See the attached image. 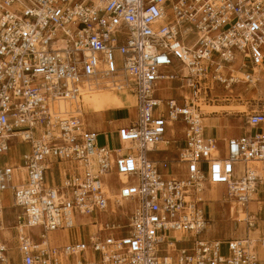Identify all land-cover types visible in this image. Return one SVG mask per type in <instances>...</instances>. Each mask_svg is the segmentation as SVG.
Returning a JSON list of instances; mask_svg holds the SVG:
<instances>
[{
  "label": "built area",
  "instance_id": "2783aa9c",
  "mask_svg": "<svg viewBox=\"0 0 264 264\" xmlns=\"http://www.w3.org/2000/svg\"><path fill=\"white\" fill-rule=\"evenodd\" d=\"M255 75L264 0H0V154L26 146L21 170L0 168V226L2 194L18 211L17 263L0 237V264H260L251 217L243 238L206 236L204 195L221 187L229 218L232 203H264V106L222 146L205 136L216 113L201 110L213 85ZM173 83L177 98L164 97ZM104 89L135 100L114 133L121 148L97 146L86 126L83 97ZM160 145L177 147L166 173L151 156ZM81 227L68 244L49 240Z\"/></svg>",
  "mask_w": 264,
  "mask_h": 264
},
{
  "label": "rangeland",
  "instance_id": "374dc122",
  "mask_svg": "<svg viewBox=\"0 0 264 264\" xmlns=\"http://www.w3.org/2000/svg\"><path fill=\"white\" fill-rule=\"evenodd\" d=\"M238 78H242L241 75H237ZM128 98H125V106L130 111L129 112H121L118 113L116 116L119 118H131L133 116V107H134V101L130 100ZM207 104L205 105L207 107H213V108H219L228 110L226 112L220 111L219 114H214L207 116L208 120L210 122H206L210 126H207V131H209V128H213L212 122H214V125L216 127L215 131L217 130L223 133L222 139L226 137V135H237L240 132L246 131L245 126V118L244 114L247 113L249 110H256L261 106H264V77H261V80H258L254 77L251 84L249 83H239V84H233L232 82H228L224 85H213V89L210 91V93H207ZM201 110L203 112L204 104L201 105ZM205 114V113H204ZM100 115L97 117H86V126H89V128H95L97 126V123H100L103 120L107 119V115ZM212 120V121H211ZM105 121H103L104 123ZM95 126V127H94ZM220 132V133H221ZM109 145L111 148H121L120 145H118L115 138L111 136L105 137L104 135H100L97 138V146L102 147ZM13 147H16L15 145ZM125 147V146H124ZM25 148H18V150H14V154L17 153V151H24ZM176 148H169L167 152V158L168 161H171L172 159L176 158ZM175 152V153H174ZM11 157V154L9 155ZM3 157L0 155V164H3L5 161L9 160L10 157ZM13 156V154H12ZM162 171L165 172V168L162 167ZM109 186L115 187L116 181L113 178L108 179ZM220 188V189H219ZM212 186L209 190L205 191V199L208 201H212L208 206L210 208L209 214H210V225L207 227V231L210 237L216 238L217 240H224L229 238H241L244 236V213H246V210L244 208H238L235 205L231 204V217H228L227 212V206H223L221 202H216L220 198V190L221 187ZM214 189V190H213ZM216 190V191H215ZM5 196V205L6 208H10V199L7 194ZM259 200H262L260 197ZM248 206V205H247ZM259 205H256L255 212L249 211L248 212V219L249 215L252 213L255 219V215L257 216L258 220H264V212H262L261 216L258 214L260 212H256ZM126 209V207H125ZM233 219V220H232ZM233 221H237L239 223H235ZM77 224H80L82 222H85V219L79 218L77 219ZM258 221H256L257 223ZM14 225V219L9 218L8 213L6 215L4 214V230L3 232L6 233V236H8V241H12L10 237L11 235V226ZM254 226V225H253ZM255 228L259 229V232L257 234H251L252 239L254 241L253 247L254 251L258 254L259 260L260 254L259 251L261 249H264V246L262 247L260 244V238L264 239V223H260L259 226H256L251 229L253 231ZM80 232L82 235L85 234V229L80 228L77 229V233ZM36 236L37 230H34L33 232ZM258 234H261V236H258ZM57 238H62L59 234H56ZM13 236V235H11ZM63 236L68 240V234L64 233ZM13 250V251H12ZM264 251V250H263ZM10 256L13 258L15 263H17L18 255L16 253L15 249L9 250ZM264 255V254H263ZM263 258V256H262Z\"/></svg>",
  "mask_w": 264,
  "mask_h": 264
},
{
  "label": "crops",
  "instance_id": "0c3cea01",
  "mask_svg": "<svg viewBox=\"0 0 264 264\" xmlns=\"http://www.w3.org/2000/svg\"><path fill=\"white\" fill-rule=\"evenodd\" d=\"M175 86H176V84H174V83L171 86H167V88L170 89V90L168 92H166V93L163 94L164 97L177 98L178 93H177V91H175ZM119 97L123 100L124 103H126L125 102V99L123 97H121V96H119ZM124 111L125 112L127 111V112L130 113V111L128 109H124V108L123 109L109 110V111L106 112L107 119L106 120H103V121H105L104 123H103V121H101L100 123H97V126L96 127L94 126L95 127L94 129L91 128V127L90 128L93 129V130H95V131H98L99 132V136L100 135H104L105 137H110V138L112 136L113 138L116 139V136L114 134L115 133V130L119 126H122V125L127 124L128 121H129V119H130V118H119V117L116 116L118 113H121V112H124ZM132 111H133V109H132ZM216 114H219V113H216ZM207 120L208 119L205 118V127L210 126L209 124L206 123V122H210V120H208V121ZM212 124H213V128L210 127L209 128V131H207V128H205V136L206 137H211V138L217 140L220 146H222V144H223L222 141L223 140H227V139L232 138V137H239V136H241L244 133V132H240L237 135H233V134L226 135V137L222 139L223 133L221 131H220L221 132L220 133L218 130L216 132L215 131L216 127L214 125V122H212ZM13 146L11 147L10 152L8 154H5V155L4 154H0L3 157H8L11 154V157L9 156L10 157L9 160L5 161L3 164H0V168L3 167L4 165H7V164H13V165H17L20 170L22 169V165H21L20 159H21V156L23 155V153L26 151V146L25 145H22L21 143L15 145L16 147H13ZM106 146L109 147V148H111L109 145H106ZM18 148H25V149H24V151L22 150L21 152L20 151H17V153L14 154V152H15L14 150H18ZM169 148H176V151L175 152L177 154V147L176 146H172V147H169ZM111 149H117V148L112 147ZM168 149H166L165 147H162L161 146V147H159V150L161 151L160 153L151 155L152 158H154L158 163L160 162L159 163V169H160L161 173H166L169 170V166L173 164V161L175 159L174 158L171 161H168V158H167ZM12 154H13V156H12ZM255 166L258 169L257 171H258L259 176H261L262 179L264 180V165L263 164H255ZM162 167L165 168V172L162 171ZM258 192H259L258 198H260V197L263 198L264 195L261 194V193L264 192V181H263L262 185L259 186ZM5 194H7L8 197H9V199H10V196H9V194L7 192L4 193V194H2L3 204H4V207H5L4 214L6 215V213H8L9 218H13L14 219V224H15V219H16V216L18 214V211L16 209H13L12 208L11 199H10V208L9 209L6 208V205H5V202H4V200H5V196L4 195ZM257 204L259 205V207L257 208L256 212L257 211L260 212L258 215L261 216L262 212H264V203H261L260 204L258 202H251L247 206L246 213H244L243 221H246V219H248V212L249 211L255 212V209H256V205ZM209 210H210V208H209ZM249 217H251L252 219L254 218V216H253L252 213L249 215ZM255 217L256 218L254 219V222H253L254 223V226H252L249 229V231H248L249 237L251 239H252V236H253L251 234H254V233L257 234L259 232V229L258 228H255L253 231H251V229L254 228V227H256V226H259L260 223H262V224L264 223V220H261L260 221V220L257 219V216L256 215H255ZM256 221H258V222L256 223ZM12 226L10 228L11 231H12L11 232V235L14 236V231L12 230ZM2 229L4 230V228H3V221H2ZM3 230H2V233H1V238L3 237L5 241H7L8 243L11 244L10 245V249H15V245H14V241H13V236L10 235L9 238H11L12 241H10V240L8 241V239H7L8 236H6V233H4ZM246 230H247V228H246V225L244 223V236L246 234ZM64 233H67L68 234V237H69L68 240H66V238L63 236ZM74 233L77 234L76 235L77 237L74 236ZM56 234H59L62 238H57L58 236ZM206 236L208 238H210V239H216V238L210 237L209 234H208V231L206 233ZM258 236H261V234H258ZM243 237H241V238H243ZM77 238H78V233H77V229L76 228L75 229H72V230H69V231H65V232L51 233L49 235L50 242L52 244H56V245H59V246L62 245L63 243H68V242H71V241H75V240H77ZM260 239L261 240H264L263 238H260ZM224 240H226V239H224ZM253 243H254V241H253ZM263 250L264 249H261L259 251L260 258L262 260V261H260V264H264V255H263L264 254V251ZM262 256H263V258H262Z\"/></svg>",
  "mask_w": 264,
  "mask_h": 264
},
{
  "label": "bare ground",
  "instance_id": "6f19581e",
  "mask_svg": "<svg viewBox=\"0 0 264 264\" xmlns=\"http://www.w3.org/2000/svg\"><path fill=\"white\" fill-rule=\"evenodd\" d=\"M254 77L257 78L258 80H261V77H259L258 75H255ZM254 77H252V80L249 82V84H251V82L253 81ZM119 96L123 97L124 99L128 98L131 101L133 100L134 104H135L134 97L131 96L130 94H128L127 92L126 93L125 92H114L113 90L104 89V90H99V91L93 92V93L83 97V104H84L83 105V108H84L83 111L86 114H88L87 116L93 118V117H97V116H100V115H104L109 110L123 109V108L127 109V107L125 106V103L123 102V100ZM66 105L67 104H65L63 102L60 103V105H59V109L60 110L59 111L61 113H63V111L67 109L68 105L67 106ZM204 107L205 108L203 109V113H205V114L220 113V111H222V112L228 111V110H224V109L221 110V109H219L217 107L213 108V107H207L205 105H204ZM19 143H21V142H19ZM161 146L164 147L163 145H160L159 147H161ZM232 205H235L238 208H243L241 205H238V204H235V203H232ZM2 218H3L2 219L3 228H5V226H4V215L2 216ZM252 225H254V224L252 223ZM57 232H65V231H57ZM1 233H2V224L0 226V237H1ZM53 233H56V232H53ZM76 235L77 234L74 233L75 237H77ZM68 243H63L62 245L68 244ZM57 246H59V245H57Z\"/></svg>",
  "mask_w": 264,
  "mask_h": 264
}]
</instances>
